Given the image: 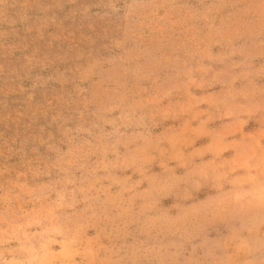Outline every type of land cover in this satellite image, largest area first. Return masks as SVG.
I'll return each mask as SVG.
<instances>
[{"label":"rangeland","instance_id":"374dc122","mask_svg":"<svg viewBox=\"0 0 264 264\" xmlns=\"http://www.w3.org/2000/svg\"><path fill=\"white\" fill-rule=\"evenodd\" d=\"M0 264H264V0H0Z\"/></svg>","mask_w":264,"mask_h":264}]
</instances>
